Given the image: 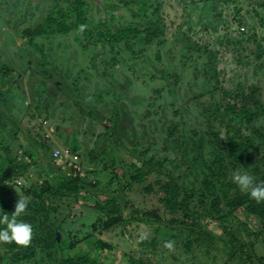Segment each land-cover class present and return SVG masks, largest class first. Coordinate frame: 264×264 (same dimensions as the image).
Masks as SVG:
<instances>
[{
	"label": "rangeland",
	"instance_id": "1",
	"mask_svg": "<svg viewBox=\"0 0 264 264\" xmlns=\"http://www.w3.org/2000/svg\"><path fill=\"white\" fill-rule=\"evenodd\" d=\"M67 1L73 0H34L41 4L40 9L35 15L28 13L29 20L22 27L34 25L40 17H45L44 14L49 12L50 7ZM87 1L89 5L84 7L87 15L85 21L94 35L90 42L97 41V32L102 30L120 31L122 23L126 22L130 14L128 9L121 8L115 2ZM13 2L15 0H0V172L5 174L9 169L15 174H21L19 178H7L4 182L3 185H11L14 190L9 192V196L17 198L29 190L31 193L26 194L28 197L36 195L41 203L45 202L51 209L49 222L62 229L64 233L61 239L64 238V243H68L69 239L82 240L79 242L83 249L80 252L90 248L86 241H94L88 240L93 236L100 239L101 243L109 244L113 249L104 247L99 259L104 264H141L140 260L148 264H214L215 259L210 258L209 261L205 255L207 249H210L213 256H218L221 264H228L230 251L222 241L230 240V235L222 229L225 222L219 219L212 221L210 217L205 219L203 229L210 232L213 241L218 243L203 241L199 244L194 233L182 230L184 227L180 222L185 221L184 216L167 209L166 200L161 199L165 195V189L157 188L161 194L157 191L145 194L131 185L127 186L132 183V177L139 168H143L141 175L145 174L146 177L142 179L147 185L156 183L158 186L164 183L160 180L165 175L158 176V169L162 164L163 170L165 166L168 169L175 168L178 157L176 152L181 149L187 162L179 159L182 167L175 172L181 175L180 199L191 196L186 201L190 208H195L202 200L209 204L208 199L204 198L205 192L199 190V183L204 177L193 172L195 167L192 165V158L198 156L200 167H203V156L210 161L214 160V153L211 152L213 143L210 142L213 137L207 132L215 131L222 138L229 133L226 126L228 121H216L211 111L212 101L206 102L207 96H201L207 91L209 83L207 80L204 82L203 71L193 67L183 68L184 58L180 55L173 57L174 54L168 52L171 45L162 48V60H155V65L141 60L130 61L117 52L118 47L102 40L86 48L84 46L89 38L81 34V23L78 28L57 32L53 38L33 37L32 34L24 36L23 28L18 24H22L21 20L26 14L19 12L18 7L6 9ZM161 2L165 23L173 29L180 21L177 14L184 11V2ZM243 4L248 11L243 15L244 23L241 26L243 39L240 41L238 35L233 34L230 41L238 42V38L236 46L227 43V40L215 50L218 53L217 67L221 71L219 81L221 86L234 91L241 86V89L254 92L252 85L260 84L264 96V58L263 66H257L254 43H245L244 40L246 34L256 30L264 38V25L257 12H254L256 8L264 16V0H245ZM166 11L168 12L165 13ZM186 12L184 30L195 29L189 12L193 14V19L196 13L190 8ZM75 17L69 16L72 19ZM54 29H58V26ZM185 38L190 41V37ZM209 38L210 36H206V40H202L215 43L209 41ZM194 41V44L199 43V47H204L203 41ZM42 45L46 53L38 51V47ZM122 46L125 47V44L120 47ZM155 50H159L156 45L148 50L152 57ZM245 52L247 58L239 61L238 56L240 53L244 56ZM202 53L195 56L200 62ZM94 54L97 60L91 65V56ZM97 63L100 64L98 75L95 70ZM175 69L183 74L178 84L172 83L176 81L175 76L171 75ZM153 77H157L155 81H152ZM143 81L148 86L145 92L141 91ZM155 87L162 89L161 97L155 92ZM109 92H116L119 97L113 100L108 95ZM216 97L220 96L217 94ZM89 111H93L94 116L89 115ZM145 111L157 114L150 117L149 121L143 118ZM175 111L180 115H175ZM115 112L117 117L112 116ZM110 118L112 122L109 121ZM85 119L88 121L85 122ZM171 119L174 120L170 124ZM157 121H161L163 125H155L156 128L151 129L152 124ZM83 126L85 131L80 133ZM100 130L104 134H101L98 144L90 145L95 137L94 133ZM249 131L248 127L243 128L245 134ZM29 135L31 138L27 141ZM256 142L261 143L260 139ZM148 145H152L156 151H147L145 164L141 147ZM187 147L191 150H186ZM57 149L65 152L64 155L69 154V158L63 156L58 161L55 160L52 153ZM170 149L174 150L168 153ZM263 152V148H258L253 155L257 158ZM162 153L166 158L160 162ZM189 164L192 165V171L186 169ZM250 167L242 171L254 179L259 172L255 175ZM123 173L126 175L123 176ZM238 174L244 173L239 171ZM77 176L80 177L78 192L65 191L57 194L55 191L51 193L47 188V180L51 184H59L60 181L68 182ZM94 194L95 198L100 195L102 198L106 196L117 200L119 210L115 211H120L123 218L131 223L112 225V220L105 212L86 205V198H92ZM260 203L264 205V201ZM239 216L243 221L251 220L253 229H242L241 221H235L234 218L226 226L230 230L233 226L238 237L247 242L248 251L257 260L262 258L264 264V223L255 213L241 212ZM172 219L176 222L171 223ZM195 221L199 222V219ZM190 225L194 226H188ZM249 233L252 235L249 236ZM49 238L47 230H40L32 234L28 246H20L13 252H10L9 246L0 242L2 263L15 264L18 253L23 255L34 249L35 258L39 257V246L46 245ZM55 240L56 249L51 250L53 253L61 251L60 240H57L56 235ZM168 240L173 242L171 249L164 247ZM154 241L155 246L151 244ZM192 251L199 254L196 259H192ZM95 253L96 251L93 252ZM67 254H72L71 250ZM109 261L111 262L107 263ZM235 262L243 264L241 259ZM38 264H42L41 261Z\"/></svg>",
	"mask_w": 264,
	"mask_h": 264
},
{
	"label": "trees",
	"instance_id": "2",
	"mask_svg": "<svg viewBox=\"0 0 264 264\" xmlns=\"http://www.w3.org/2000/svg\"><path fill=\"white\" fill-rule=\"evenodd\" d=\"M10 0H7L9 2ZM109 2L117 3L121 8L125 10L128 9L130 14H128L126 22L122 23V29L118 32H113L111 30H102L98 33L99 40L104 41V43L111 44L113 47H118L117 52L121 56H125L130 61H138L142 62H150L152 65L155 60H162L161 51L162 48L166 45H171V49L168 50L169 53H173V57H177L178 55L184 58L183 68L193 67L194 69H198V71H203L202 74H205L204 82L207 80L208 89L201 96H207L206 102L211 100L212 102V115L216 121H220L226 124L228 133L227 137H220L215 131H208L207 134L213 137L210 142L213 143L211 148V152L214 153V160L210 161L204 156L202 157L203 167H200V162L198 156L192 158V165H194L195 170L193 172H197L201 174L204 179L199 183V190L205 192L206 195L204 198L208 199L209 204H205L202 200L200 204H198L195 208H190L189 203H187V199L190 197H186L185 199H180V190H181V175L175 173L179 171L182 167L179 159H184L186 161L185 155L181 151L176 152L177 154V164L175 168H167L165 166L163 170V164L160 165L158 172V176L165 175V177L160 180V182H164L161 185H156V183H151L147 185L145 180L143 181L142 177H146L145 174L141 175V168L137 171L135 175L132 177V183L130 184L135 190H141V192L147 194H153L155 191L160 193L157 188L165 189L164 194L161 199H165L167 202V209L172 213L180 212L185 221H182V230L189 231L195 234V239L201 244L203 241L212 242L213 244V235L210 232L205 231L204 221L209 218L212 221L221 220L227 224H231L232 219L235 221H241L242 229H253L251 227V220L243 221L239 217L241 212L247 214V212L255 213L258 216V219L264 223V205L260 202L255 201L250 198L248 191H244L241 189L239 183L234 179V175L238 174L239 171L242 173V170H248V167L252 165L251 171H254L255 175L257 172L259 174L254 177L253 182L264 180V152L260 157H254V151L258 148L264 149V96L262 95V86L259 84L257 86L252 85L255 91L250 92L245 89H241L239 83L238 87L235 91L230 90L220 84V75L221 71L217 67L218 59L217 52L219 44L224 43H232L236 46L237 43L243 39L241 36L242 30L241 26L243 25V15L248 11L245 5H243L244 0H180L182 6L184 7V11L177 14L180 21L178 25L170 29L167 23H165V17L162 12V2L161 0H108ZM177 0V2H180ZM75 3V4H74ZM89 5V1L87 0H73L64 2L62 5H55L54 7H50V10L47 14H44L45 17H40L39 21L34 25H26L22 27V25L26 24L29 20L28 13L36 14V11L40 9L41 4L39 2H34V0H15V2L8 4L6 8L11 9L13 7H18V11L26 14L23 16L21 20L22 24H18L23 28V35L27 36L32 34L33 37H47L53 38L57 32H61L62 30L68 31L73 28H78L80 23L84 25L81 30V34L86 35L89 38V41L86 40L85 46L88 48L90 44L96 43L97 41L90 42L91 39H94L93 32L90 30L88 23H86L85 19L87 15L84 13V7ZM10 6V7H9ZM190 8L192 11L196 13V17L193 19V14L189 12L190 20L195 23L196 28H189V30H184V17L187 14ZM166 11L165 13H167ZM254 12H257V16L260 17V22L264 25V16L260 15V12L256 11L254 8ZM76 16L75 18H69V16ZM31 17V16H30ZM34 17V16H33ZM32 17V18H33ZM20 19H18V22ZM183 22V23H182ZM203 25V28L201 27ZM18 26V27H19ZM55 26H58V29H54ZM15 27V26H14ZM86 27V30H85ZM232 33V34H231ZM238 35V42H232L230 39L232 35ZM176 35V37H175ZM240 35V36H239ZM245 43L252 41L255 46L256 59L258 60L257 66H263V58H264V47L263 41L264 38L260 36V34L256 31H253L251 34H246ZM206 36H210L209 41H214L215 43L209 42L207 43ZM190 37V41H187V38ZM173 39V40H172ZM203 41L204 47H199V43L194 44V40ZM205 39V40H202ZM32 41V40H31ZM195 42V41H194ZM52 43V41L50 42ZM242 43V42H241ZM240 43V44H241ZM122 44H125V47H120ZM198 44V45H197ZM156 45L159 47V50H155V55L152 57L150 55L149 49ZM198 46V47H197ZM161 48V50H160ZM50 49V48H49ZM42 50L44 53L47 51L45 47L42 45L38 47V51ZM241 50H243L241 48ZM203 52V53H202ZM179 53V54H178ZM194 53V54H193ZM198 53H202L200 59L202 62L197 60L195 56ZM208 54V57H207ZM242 56V53H240ZM193 56V57H192ZM238 56L239 61H243L244 57L247 58V53L240 57ZM47 58V56H46ZM97 60L95 54L91 56V65L95 64L94 61ZM192 61V62H191ZM47 60L45 61V64ZM98 65V66H97ZM97 75L100 64L97 63ZM201 65V68H200ZM264 67V66H263ZM171 78V75L175 76L176 81H172L173 84H178L181 81L183 74L179 73L176 69L174 72L168 74ZM201 73H199V76ZM140 77V75H139ZM98 78V76L96 77ZM173 78V77H172ZM153 79V78H152ZM162 80V78H160ZM160 80V81H161ZM154 81V80H153ZM145 84V85H144ZM171 85V84H170ZM169 86V85H168ZM167 87V86H166ZM145 89V90H144ZM148 86H146V82H142L141 91H146ZM155 92L160 97L162 96V89L159 87H155ZM165 90V87H164ZM242 90V92H241ZM176 95L178 94L177 89ZM222 91V92H221ZM220 97H216V95ZM112 97V99H117L119 96L115 93H108ZM230 97V98H229ZM156 98V97H155ZM158 100V99H157ZM210 103V102H209ZM145 109H143L144 111ZM206 113H209L208 110H205ZM178 115L179 112L175 111ZM155 114L151 111L148 113L145 111L143 115L144 119L154 117ZM113 117H117V113L115 112ZM174 119L170 120V124ZM110 122L113 120L110 118ZM160 127L163 124L161 121H157L152 124L151 129H155L156 126ZM169 125V124H168ZM167 127V125L165 126ZM248 127L250 131L245 134L243 132V128ZM163 129V128H162ZM102 134V132H101ZM96 137H100L98 134ZM210 138V137H209ZM261 141V143H257L256 140ZM97 142V139L94 141ZM139 142V141H138ZM168 143V140H166ZM109 146V144H108ZM166 149V147H164ZM172 149V148H171ZM170 149V150H171ZM154 150L152 145H148L146 147H141V153L143 154L142 158L147 162L145 155L147 156V151L151 152ZM168 151V153L172 152ZM186 150H191L190 147H187ZM156 151V148L155 150ZM159 154V153H158ZM163 156L160 159L162 162L166 157L165 154H161ZM187 162V161H186ZM165 165V162H163ZM248 163V164H247ZM189 164L187 166V170L192 171V166ZM7 173L3 174L0 172V201L2 206H0V213H8L11 214V211L14 210V205L17 199L27 198L29 200V206L25 212L18 219L24 220L32 225V234L38 232L40 230H47L50 235L49 241L45 242L46 245L39 246L40 248V256L35 258L36 250H32L30 253L20 255L18 253L15 258V264H38L40 261L42 264H104L101 262L100 256L101 252L104 250V247H108V249H113L109 244L105 245L101 243L102 241L97 237H91L88 240L94 241H86L90 248L86 251L80 252L83 250L79 245V242L82 240L70 241L68 234L67 238L69 239L68 243H64V238H62L59 242L60 252L55 251L53 253L54 248L56 249L55 244V235L56 232L54 229L42 226L39 221V215H42V219L45 223L49 222V215L51 209L45 204V202H40L37 199V196L28 197L31 192L26 190L22 196L14 198L9 196V192H14L11 185L4 184L7 178H15L21 176L19 172L14 173L13 170H6ZM5 171V172H6ZM154 171V168L152 169ZM249 172V171H247ZM250 173V172H249ZM78 177V176H77ZM211 178V179H209ZM79 179L74 178L67 183L60 181L59 184H51L46 181V185L48 190L53 193L54 191L57 194H62L65 191L78 192L77 191V183ZM27 194V195H26ZM161 194V193H160ZM196 194L193 195L195 197ZM83 197V196H82ZM88 205L92 204L93 208L100 210L101 212H105L110 219L112 220V225L123 222L124 224H130V221H126L123 218L122 213L116 212L115 210H119L117 207V200L110 199L109 197H99L97 199L86 198ZM95 200V202H94ZM111 200V201H110ZM109 201V202H108ZM118 214L117 216H114ZM113 216V217H112ZM199 219V222L195 220ZM110 220V221H111ZM171 223H175L176 220H170ZM189 224H193L188 226ZM187 225V228H185ZM224 226L222 229L230 235L229 241H224L226 248L229 249L230 254L228 258V264H240L235 262L237 259L243 260V264H263L262 258L257 260V257L253 256L251 252L247 249V242L243 241L242 238H239L236 234V229L231 227L230 230L228 226ZM233 225V224H232ZM230 226V225H229ZM45 227V228H42ZM55 227V226H54ZM56 228V227H55ZM60 229V228H58ZM61 237H62V229ZM241 231V230H240ZM253 233H260L254 232ZM249 236L252 233L248 234ZM221 240V239H220ZM219 241V240H218ZM217 244L218 242H214ZM10 248V252H13L16 248L20 246H15L14 243H4ZM63 244V245H62ZM154 246L156 242H152ZM71 250L72 254L68 255L67 251ZM96 251L95 254L93 252ZM192 259H196L197 253L195 251L191 252ZM196 253V254H195ZM206 257L210 261L211 259H215L214 264H221L218 256H213L210 252V249H207L205 252ZM2 259L0 258V264L2 263ZM111 261L107 262L110 263ZM217 262V263H216ZM141 264H148L144 260H140ZM7 264V263H2ZM11 264V263H10ZM201 264V263H200Z\"/></svg>",
	"mask_w": 264,
	"mask_h": 264
},
{
	"label": "clouds",
	"instance_id": "3",
	"mask_svg": "<svg viewBox=\"0 0 264 264\" xmlns=\"http://www.w3.org/2000/svg\"><path fill=\"white\" fill-rule=\"evenodd\" d=\"M84 25H81L83 29ZM234 179L239 183L242 190L248 191L250 198L257 202L264 201V180L254 183L253 177L244 174H236ZM29 206L27 198L17 199L11 214L0 213V242L12 243L18 246H28L32 238V225L24 220L18 219L25 214ZM143 238V237H141ZM164 247L171 249L173 242L165 241Z\"/></svg>",
	"mask_w": 264,
	"mask_h": 264
},
{
	"label": "water",
	"instance_id": "4",
	"mask_svg": "<svg viewBox=\"0 0 264 264\" xmlns=\"http://www.w3.org/2000/svg\"><path fill=\"white\" fill-rule=\"evenodd\" d=\"M89 115H91V116H94V112L93 111H89V113H88ZM88 121V119H85V122H87ZM100 127V126H99ZM82 131H83V133H84V131H85V127L83 126L80 130H79V132L80 133H82ZM102 133H103V131H102ZM99 135V136H101V130L100 131H98V132H95L94 133V135H95V137L94 138H92V140L90 141V145H94L95 146V144H98V142H99V139H100V137H96V135ZM104 134V133H103ZM102 134V135H103ZM97 139V142H94L95 140ZM39 221H40V224L42 225V226H47V227H50V228H52V229H54L55 230V232H56V236H57V240H60L61 239V230L60 229H58V228H55L54 226H52L50 223H45L44 221H43V219H42V215L40 214L39 215Z\"/></svg>",
	"mask_w": 264,
	"mask_h": 264
},
{
	"label": "crops",
	"instance_id": "5",
	"mask_svg": "<svg viewBox=\"0 0 264 264\" xmlns=\"http://www.w3.org/2000/svg\"><path fill=\"white\" fill-rule=\"evenodd\" d=\"M243 3H244V2H243ZM243 5H244V4H243ZM248 47H249V46H248ZM157 77H158V76H157ZM157 77H153L152 81H153V80L155 81ZM29 138H31L30 135L28 136L27 141H28ZM64 153H65V152H62V157L65 156L66 159H68V158H69V154H65V155H64ZM52 156H53V153H52ZM53 158H54V157H53ZM142 160H143V158H142ZM140 169H141V168H139L138 170H140ZM4 172H5V171H4ZM124 175H126V174L123 173V176H124ZM76 178H78L79 181H80V177H76ZM79 181H78L77 184H79ZM131 181H132V180H131ZM65 183H67V182H65ZM128 185H130V183L127 184V186H128ZM82 196H83V195H82ZM98 197H102V196L99 195ZM98 197L95 198V194L92 196L93 199H97ZM90 199H91V198H90ZM88 201H89V200H88ZM86 203H87V202H86ZM86 205H88V204H86ZM89 206H92V205H89Z\"/></svg>",
	"mask_w": 264,
	"mask_h": 264
},
{
	"label": "built area",
	"instance_id": "6",
	"mask_svg": "<svg viewBox=\"0 0 264 264\" xmlns=\"http://www.w3.org/2000/svg\"><path fill=\"white\" fill-rule=\"evenodd\" d=\"M53 157L55 160H59L60 158H62V151L57 149L53 152Z\"/></svg>",
	"mask_w": 264,
	"mask_h": 264
},
{
	"label": "flooded vegetation",
	"instance_id": "7",
	"mask_svg": "<svg viewBox=\"0 0 264 264\" xmlns=\"http://www.w3.org/2000/svg\"><path fill=\"white\" fill-rule=\"evenodd\" d=\"M244 2H245V0H244Z\"/></svg>",
	"mask_w": 264,
	"mask_h": 264
}]
</instances>
